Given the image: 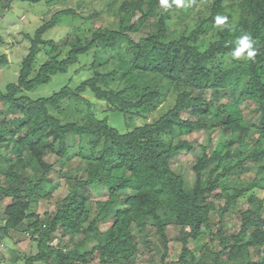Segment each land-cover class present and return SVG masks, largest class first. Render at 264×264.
<instances>
[{
	"label": "trees",
	"instance_id": "obj_1",
	"mask_svg": "<svg viewBox=\"0 0 264 264\" xmlns=\"http://www.w3.org/2000/svg\"><path fill=\"white\" fill-rule=\"evenodd\" d=\"M26 1L53 5L65 0ZM117 2L109 0L108 9ZM201 5L184 0L183 7L164 9L159 0H124L115 10L118 21L86 28L88 36L76 32V42L59 47L61 38L45 35L61 17L79 18L76 9L62 10L34 35L25 34L30 47L20 62L0 55V66L18 72L0 88V103L7 108L0 109V193L7 196L14 187L31 197L2 211L0 234L22 228L30 243L37 244V253L24 256L25 264H128L140 245L160 258L151 264H195L188 260L189 245L205 237L200 226L211 229L213 213L219 214L218 230L196 264H264L263 203L238 212V232L227 231L223 222L239 199L264 190V0H211ZM175 15L178 21H173ZM218 15L227 17L226 25H216ZM149 23L144 37H132ZM244 34L250 35L257 52L251 59L247 53L231 55ZM43 51L46 58L39 62ZM87 70L90 75L84 80L66 77L70 71L81 77ZM59 75L64 77L59 89L42 94ZM229 90L239 91L241 98L234 100ZM245 100L256 106L255 122L244 115ZM165 103L167 110L149 121ZM182 130L204 131L207 141L188 142ZM56 137L70 159L80 160L81 175L69 177L57 170L60 159L55 164L45 159L47 149L60 145ZM235 144L239 148L233 151ZM188 148L195 154L194 185L172 167L173 159ZM251 164L256 176L243 181L241 175ZM223 165L226 171L213 180ZM27 169L34 175L28 176ZM53 173L70 184L71 191L40 221L29 209L60 185L50 183ZM45 185L49 189H43ZM89 188L108 189L110 196L93 202ZM217 189L222 206L208 200ZM112 201L113 225L91 249L70 250L64 237L73 239L94 210ZM170 227L180 230V238L174 239L182 243L176 262L168 261ZM251 248L262 251L260 261L252 262ZM0 259L8 264L2 253Z\"/></svg>",
	"mask_w": 264,
	"mask_h": 264
},
{
	"label": "rangeland",
	"instance_id": "obj_2",
	"mask_svg": "<svg viewBox=\"0 0 264 264\" xmlns=\"http://www.w3.org/2000/svg\"><path fill=\"white\" fill-rule=\"evenodd\" d=\"M118 2L114 5L113 9L109 10L107 3L109 0H65L62 2H57L53 5H48L47 3L34 4L26 0H0V37L3 38V42H0V55L7 54L9 59L12 61L20 62L28 53L30 47V41L26 38L25 34L29 33L34 35L35 31L44 23L50 21L55 13L68 10L76 9L78 11L77 16L79 18L63 16L60 18V23L53 30H49L44 38H61L58 42V46L61 47L64 44L71 45L76 42V32L79 34L89 35L87 29H98L100 27H106L112 23L118 21V17L115 15V10L120 6L121 2L124 0H117ZM211 0H190L193 4L197 6H202L201 4L209 3ZM198 2V3H197ZM81 5V9H79ZM94 13H100V16L95 17L90 20L87 18H82V16H90ZM178 14V13H177ZM176 14V15H177ZM174 17L173 21H178V18ZM176 26L171 23V28ZM87 28V29H86ZM150 23L147 24L143 32L137 35H132L136 40L144 37L145 34L150 30ZM179 28V27H178ZM81 29V30H79ZM182 28L178 29V32H182ZM68 46H66L68 48ZM66 50V49H65ZM46 58L45 52L39 54L38 61L41 62ZM84 60L87 57H83ZM91 59V57H90ZM90 61V60H89ZM87 61H84L80 66L87 64ZM18 75L16 69L12 71H7L6 67L0 66V88H3L6 84L8 76ZM70 75H75L77 80L86 79L90 73L89 70L85 71L81 77H78L77 74L70 71ZM64 77L62 75L56 76V81H53L51 84L42 88V94L50 95L55 90H58L57 84L62 83ZM228 95L234 100L240 99L239 91H227ZM40 93V92H38ZM97 110H101V106L95 104ZM169 107V103H165L161 108V113H155L149 118V121L154 118H158L162 112H165ZM256 106L245 100L242 103V109L247 120L255 122L257 120V113L255 111ZM0 109L4 112L7 111L5 105L0 103ZM186 116V115H185ZM188 116V115H187ZM142 124V121L139 122ZM181 135L185 138L186 141L193 144H204L207 141L208 134L204 131H190L182 130ZM216 137L218 135H215ZM230 136L235 137L236 133L231 132ZM55 141L60 143L58 138H55ZM239 148L238 144L232 146V150L235 151ZM2 149V144H0V150ZM188 152H182L178 154L172 161L173 170L180 175H183L184 178L191 184L194 185L196 181L195 173L193 166L195 163V154L192 152L191 148H188ZM45 159L50 164H55L60 159V164H56L57 170L61 169L69 177H75L77 174L81 175V169L84 168L81 165V162L78 158L70 159V156L66 152V146L64 143H60L58 146H51L44 152ZM2 160L0 159V169L2 167ZM212 165V164H210ZM251 169L241 175V179L251 180L256 176L257 169L254 164L250 165ZM226 167L223 165L218 170L215 171L213 180L226 171ZM20 172L21 169L18 168ZM27 175H34L32 169H27ZM208 172V169L205 170V174ZM83 175V174H82ZM3 180V177H0V181ZM50 183H60L57 186L56 190L52 192L50 198H42L37 203H33L30 213H34L40 218V221H45L49 218V215L52 214L58 206V201L67 196L71 191L70 184L63 182V179H58V175L53 173L49 177ZM114 180H112L113 182ZM137 185H131V188H136ZM203 187H208L207 179L204 180ZM43 189H49L48 185L43 186ZM220 189H217L213 194L208 195V200L216 204V206H222L224 200H218L216 197L220 193ZM9 195H3L0 193V215L2 211L9 205L14 203H20L29 201L30 196L26 195L19 191V188L11 187L9 189ZM90 198L93 202L106 201L109 198L108 189L102 188H89ZM118 193L117 195H120ZM36 195V194H34ZM263 203V213L262 217L264 218V190H257L254 194H249L242 197L237 201V203L232 206L227 214L223 217L225 229L238 232L239 227H235L236 215L241 210H246L251 208L254 205H259ZM113 201L110 202L103 210H94L93 216L86 222L80 229L77 236L73 237H64V243L69 244L70 250H75L79 248L91 249L97 242L98 236L102 235V232L106 231L109 227L113 225L112 222V210L114 208ZM219 214L213 213L211 215V229H205L203 226H200V230L204 233V238L191 242L189 245L188 251V260L193 261L195 264L200 261L202 258V251L204 247L209 244L211 236L215 234L218 230V221ZM40 225V224H39ZM2 224L0 223V228ZM22 229V228H21ZM9 232L8 234H0V239L3 241V245L0 246V253L5 257V263L8 264H25V255H31L37 253V244L30 243V237L24 234L23 230ZM86 232L98 233L93 237H88ZM169 240H170V253L168 261L176 262L179 260V257L182 253V243L175 241L174 239L180 238V230L178 227H170L168 229ZM61 237V234L57 235ZM154 252L147 250L143 246H139V253L134 257L133 261L128 264H151L159 263L160 258L153 255ZM252 262L260 261L263 257L261 250H256L251 248L250 250ZM2 260L0 259V264ZM54 262L48 263H38V264H53Z\"/></svg>",
	"mask_w": 264,
	"mask_h": 264
},
{
	"label": "clouds",
	"instance_id": "obj_3",
	"mask_svg": "<svg viewBox=\"0 0 264 264\" xmlns=\"http://www.w3.org/2000/svg\"><path fill=\"white\" fill-rule=\"evenodd\" d=\"M160 6L164 9H169L173 5L176 8H180L184 6V0H172L170 3L169 0H159ZM215 22L217 26L226 25L227 17L226 16H217L215 18ZM236 50L231 53V55L235 58L242 57L245 53H247V58L251 59L256 56V50H253V41H251L250 35L244 34L240 36L236 41Z\"/></svg>",
	"mask_w": 264,
	"mask_h": 264
}]
</instances>
